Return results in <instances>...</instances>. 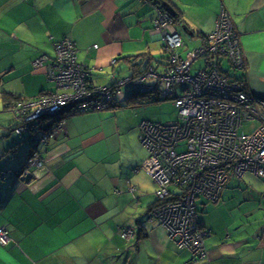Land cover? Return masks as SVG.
<instances>
[{
    "label": "crops",
    "instance_id": "obj_1",
    "mask_svg": "<svg viewBox=\"0 0 264 264\" xmlns=\"http://www.w3.org/2000/svg\"><path fill=\"white\" fill-rule=\"evenodd\" d=\"M170 1L183 22L177 29L195 49L226 7L241 35L246 68H223L232 77L243 75L247 90L264 98V0ZM155 16L150 0H0L1 108L14 113L5 108L7 93L19 98L16 104L58 92L34 61L54 57L65 37L77 44L78 62L94 85L137 75L146 68L136 65L142 55L164 72L168 51L154 30ZM125 88L113 108L67 119L47 146L42 169L31 170L30 184L17 176L0 180V226L11 236L0 245V264H264V179L253 173L233 176L219 202L203 204V259L179 248L152 218L158 187L141 169L149 154L140 125L153 121L144 111L159 102L136 103L133 89ZM15 118L7 135L19 140L12 143L2 133L0 171L20 168L31 151L14 132ZM125 228L135 236L124 238Z\"/></svg>",
    "mask_w": 264,
    "mask_h": 264
},
{
    "label": "built area",
    "instance_id": "obj_2",
    "mask_svg": "<svg viewBox=\"0 0 264 264\" xmlns=\"http://www.w3.org/2000/svg\"><path fill=\"white\" fill-rule=\"evenodd\" d=\"M154 7V30L168 51L162 73L152 65L141 74L117 79L112 86L94 85L78 62L77 44L69 37L55 44L54 57L34 61L58 92L13 106L19 120L14 132L24 134L31 151L26 165L1 170L0 180L7 175L21 179L33 167L42 168L47 146L69 117L113 108L127 85L151 100H172L177 110L174 121L141 122V143L149 154L141 169L158 187L152 218L179 248L203 259L208 232L199 225L198 201L202 206L219 202L233 176L253 173L264 179V98L250 93L243 80L223 68L224 63L230 71L246 68L241 35L225 6L213 32L186 56L181 54L185 43L174 17L160 4ZM198 61L202 66L196 68ZM122 235L132 238L135 233L125 228ZM10 241L9 230L0 226V245Z\"/></svg>",
    "mask_w": 264,
    "mask_h": 264
},
{
    "label": "rangeland",
    "instance_id": "obj_3",
    "mask_svg": "<svg viewBox=\"0 0 264 264\" xmlns=\"http://www.w3.org/2000/svg\"><path fill=\"white\" fill-rule=\"evenodd\" d=\"M185 40V39H184ZM187 41V42H186ZM185 43H187V46H186V48L185 49H182L181 50V53H182V55L183 56H186L187 55V53L188 52H191V51H194V49H195V44L190 40V39H186L185 40ZM200 63H202V61H198V64H200ZM227 65V64H226ZM228 66V65H227ZM228 68H229V66H228ZM193 73L195 74L196 73V71L194 70L193 71ZM126 88L124 89V91L125 92H127V91H130V88L129 87H131V90H132V86L131 85H127V86H125ZM148 95V94H147ZM146 95V99H148L149 98V96H147ZM144 97H139L138 99L139 100H141V99H143ZM152 105H154V106H149V107H147V109L149 108V110L147 111V109L144 111V113L145 114H148V112L151 114V116H153L154 118H152L153 119V121H156V122H164V123H168V122H171V121H174V119L176 118V115H177V110H176V108H175V106H174V104H173V101L172 100H163V101H161V102H159V103H156V104H152ZM0 121H3L5 124H4V127H6V129L4 130V129H0V142H1V137L3 136L2 135V133H5L6 132V134H4L5 136H3V139H5V140H11L12 141V143H15V142H17L18 140H19V137L18 136H16V135H12V136H10V137H8V133L10 132L9 130H10V127L11 126H14L16 123H17V121H16V118H15V115H14V113H12V112H10V111H8V110H4L3 108H1V106H0ZM7 125V126H6ZM18 135V134H17ZM23 135L24 134H21V135H19V136H21V137H23ZM8 157V155L7 156H5L2 160H4V159H6ZM1 160V161H2ZM24 165H26V163H23ZM22 164V165H23ZM21 165V166H22ZM33 168H37V167H33ZM32 168V169H33ZM17 169H19V167L17 168ZM31 169V170H32ZM39 169V168H38ZM40 169H42V168H40ZM26 170V169H25ZM30 175L31 176H34L33 175V171H31L30 172ZM14 177H16V175H14V176H11V175H7L5 178H6V180H9V179H11V178H14ZM20 178V176L18 177V179ZM22 180V179H21ZM23 183H25V184H27L26 183V181L24 182L23 181ZM28 184H30V183H28ZM198 208L199 209H202V208H204V206H202V201L201 200H199L198 201ZM210 206V205H209ZM208 206V207H209ZM199 222H200V219H199ZM204 229V228H203ZM170 238V237H169ZM171 239V238H170ZM176 244V243H175ZM177 245V244H176Z\"/></svg>",
    "mask_w": 264,
    "mask_h": 264
},
{
    "label": "trees",
    "instance_id": "obj_4",
    "mask_svg": "<svg viewBox=\"0 0 264 264\" xmlns=\"http://www.w3.org/2000/svg\"><path fill=\"white\" fill-rule=\"evenodd\" d=\"M150 1H152L154 4H160L162 7H163V4L165 3V2H170L171 3V1L170 0H150ZM176 10V9H175ZM174 20H175V22L177 23V24H180V25H183V22H181L182 20H181V17H180V14H178V13H176V16L174 17ZM184 27H187L186 25H184ZM168 53V52H167ZM140 57H142V60L139 62V63H136V65H143V67L144 66H146V68H143V70H141V72L140 73H138V74H141L142 72H145L147 69H148V67H149V65H150V63H151V60L150 59H152L151 57L150 58H148V57H146V55H142V56H139V58ZM161 58H163V57H161ZM132 59H138V56L137 57H134V58H132ZM131 58H129V60L133 63V61H134V63H135V60H132ZM163 59H168V54L166 55V56H164V58ZM163 64H165V63H163ZM166 65V64H165ZM151 66V65H150ZM235 77V76H234ZM236 78H237V76H236ZM238 79V78H237ZM242 79L244 80V76L242 75L241 76V78H239L238 80L239 81H242ZM146 93H134L133 95H132V97H136V99H134V101L136 102V103H143V101H145V97H146ZM148 96V95H147ZM139 97H144L143 99H141V100H139L138 98ZM3 100H4V105H5V108L6 109H9V108H11V107H13L14 105H15V102L17 101V100H19V98H17V97H15V96H12L11 94H4L3 95ZM155 100L156 101H158V102H160V101H163V99H158V98H155ZM117 104V103H116ZM202 210H203V208L202 209H198V211H199V219H200V216H201V212H202ZM199 225L202 227V224H201V222H199Z\"/></svg>",
    "mask_w": 264,
    "mask_h": 264
},
{
    "label": "water",
    "instance_id": "obj_5",
    "mask_svg": "<svg viewBox=\"0 0 264 264\" xmlns=\"http://www.w3.org/2000/svg\"><path fill=\"white\" fill-rule=\"evenodd\" d=\"M163 7H165V9L167 10V12H169L173 17H175L176 16V10H175V8L173 7V5L170 3V2H165L164 4H163ZM22 179V181H26V183L28 182V183H31L32 182V180H34V176H31L30 174H27V176H25V177H22L21 178ZM27 183V184H28Z\"/></svg>",
    "mask_w": 264,
    "mask_h": 264
}]
</instances>
